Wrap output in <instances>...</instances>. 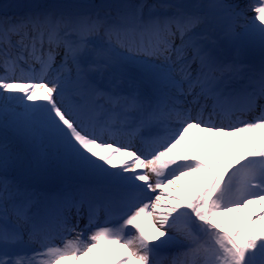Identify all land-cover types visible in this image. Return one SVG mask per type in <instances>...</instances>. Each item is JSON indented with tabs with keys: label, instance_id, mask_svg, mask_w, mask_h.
<instances>
[{
	"label": "snow or ice",
	"instance_id": "snow-or-ice-1",
	"mask_svg": "<svg viewBox=\"0 0 264 264\" xmlns=\"http://www.w3.org/2000/svg\"><path fill=\"white\" fill-rule=\"evenodd\" d=\"M0 128V264H264V0H0Z\"/></svg>",
	"mask_w": 264,
	"mask_h": 264
},
{
	"label": "rangeland",
	"instance_id": "rangeland-1",
	"mask_svg": "<svg viewBox=\"0 0 264 264\" xmlns=\"http://www.w3.org/2000/svg\"><path fill=\"white\" fill-rule=\"evenodd\" d=\"M3 2H5V3H7V2H9V0H3ZM13 2H14V0H13ZM1 130H3L2 128H0V131ZM4 131V130H3ZM9 133L12 135V138H10L11 139V142H13V143H16V142H18V140H17V138L13 135V133L11 132V131H9ZM1 135V134H0ZM216 138H214V140H215ZM213 140V141H214ZM7 141H9L8 140V138L6 137V136H0V144H3V143H5V142H7ZM220 150H217L216 148H212V153H214V152H219ZM186 179H188V177H186V178H184L183 180H181V181H179L178 183L180 184V189H177V190H173V192L176 194V195H178V193L179 192H183V193H187V192H189L190 190H189V188L191 187H187V183H185V180ZM248 214L246 213V214H243L241 217H245V216H247ZM241 221H243V220H241Z\"/></svg>",
	"mask_w": 264,
	"mask_h": 264
},
{
	"label": "bare ground",
	"instance_id": "bare-ground-1",
	"mask_svg": "<svg viewBox=\"0 0 264 264\" xmlns=\"http://www.w3.org/2000/svg\"><path fill=\"white\" fill-rule=\"evenodd\" d=\"M227 2H231V3H234L235 1L234 0H227ZM209 136V135H208ZM210 137V136H209ZM9 147L10 148H13V146H12V144H10L9 143ZM121 158V157H120ZM120 158H119V160H120ZM119 160L117 161V162H119ZM194 180H195V178H193V177H189L188 179H186V183H187V186L189 187V186H197V183H194ZM169 192H170V190H168ZM245 211H247L246 209H245ZM252 211H250V213H251ZM244 213V212H243ZM249 213V214H250ZM234 215H236V214H234ZM241 215V214H240ZM63 264H85V261H83V260H80V261H77V260H69V261H65V262H63Z\"/></svg>",
	"mask_w": 264,
	"mask_h": 264
}]
</instances>
